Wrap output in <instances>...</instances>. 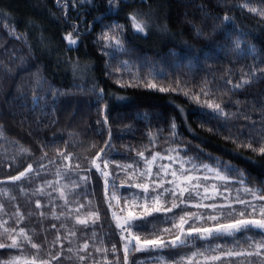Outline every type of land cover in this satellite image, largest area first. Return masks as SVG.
Listing matches in <instances>:
<instances>
[{"label": "trees", "instance_id": "trees-1", "mask_svg": "<svg viewBox=\"0 0 264 264\" xmlns=\"http://www.w3.org/2000/svg\"><path fill=\"white\" fill-rule=\"evenodd\" d=\"M120 2L123 10L105 15L102 24L116 22L127 26L128 20L125 18L127 12L139 9L146 14L150 13L147 18L150 20L151 28L147 35H133L131 29H127L125 39L131 49V55L117 54L111 64L106 65L107 57L101 56L99 47L93 43L96 33L101 30V23L95 24L91 35L82 37L84 42L79 44L78 48L68 51L65 48L66 42L62 41L61 37L64 33L71 31V28L64 21L65 10L57 6L56 0H0V43L5 47L20 49L21 51L17 52V55L25 56L27 61L23 65L9 64V55L0 50V62L13 68L10 75L0 71V112H3V115L0 116V125H3L4 132V135L0 137V180L8 175H16L18 171H22L27 166V163H33L35 168V159L41 155L40 144L47 145L44 150L53 160H55L56 154L52 149L56 147L65 148L73 154H79L81 159L79 161L70 159L69 164L74 165L79 162L83 167V157L91 158L95 155L103 141L108 138L110 129L112 148L108 150L106 157L110 161L130 164L135 169L143 166L136 155L137 152L144 151L146 156L150 151L167 154L168 147L179 145L187 148L186 152L180 153L183 157L199 156L204 163L210 165H213L214 161L208 158V154L219 157L243 170L248 182L247 186L264 187V157L243 147L237 148L236 144L225 140L224 137L228 135V132L223 128L217 130V123L204 114L208 110L202 109L194 100L186 97L182 91L160 92L157 89L143 86L148 81H154L163 87L174 88L177 87L176 81L179 79L180 86L186 89L190 95H196L202 89L210 93L207 97L200 95L201 101L213 98L227 101L233 95L242 101L258 100L261 93H264V80L254 82L250 88L235 94L227 91L224 79L230 76L233 83L238 81L240 79L238 69L241 67L246 69L247 65L253 63V57L247 56L244 59H238L235 53L230 52L231 44L226 40L225 32L230 31L233 38L239 35V32L234 29L247 32L249 35L245 39L248 43L254 45L258 52L264 50V19L249 13L247 9L236 7L245 2L250 6L262 7L264 5L261 4V0H145L143 3L141 0H131L128 4H124L123 0ZM95 3L99 7H90L87 4L81 7L79 2L77 3V8L87 23H92L95 17L105 12L103 0H95ZM200 5H204L203 10ZM77 8H73L69 2L67 15L71 20L80 23L77 19ZM225 12L234 18L235 24H222L213 32V25L220 24L217 17H222ZM28 21H34L37 26H28ZM193 24L200 27L204 35L197 36L192 27ZM165 25L167 30L162 31ZM8 27L18 33L28 34V40L34 46L35 58L29 56L28 48L22 41L10 39ZM41 32L47 38L46 42L52 49L50 54L42 51L38 46V37ZM184 41L193 46L199 54V60L194 58L191 49L185 47ZM222 44L227 47H219ZM200 50L209 52L211 55L205 59ZM173 51L178 55H172ZM57 57H59V61ZM69 57L73 61L79 58L80 67L75 74L72 65L63 62ZM144 57L150 61L149 64L144 65L142 59ZM120 60H130L131 63L128 68H121ZM85 64L88 65L86 69ZM37 65L41 74L54 88L67 93L59 97L56 105L55 116L58 117L59 122L55 126L43 127L39 131L36 130L35 121L40 119L47 123V119L40 115L39 110L36 113L32 112L30 101L21 108L20 102L12 99L14 95H18L15 90L17 84L25 85L32 82L31 77L36 72ZM114 68H119L123 74H110L111 69ZM161 71L167 75L156 74ZM133 76L139 78L133 79ZM137 84L140 86H135ZM93 86L104 90L100 104H97L99 99L97 93L91 91ZM221 93L224 95L221 96ZM103 105L108 106V120L106 124L97 125L96 121L103 120L105 114L101 111ZM244 106L241 105L242 108ZM13 111L17 115H11ZM23 118H26L29 123L21 124L20 121ZM252 118L256 119L257 113L254 112ZM173 121L177 125L179 134L175 143L168 139L169 124ZM241 126H244L243 121H233V131L236 130V127ZM149 133L155 137L151 143ZM52 137H55V143H52ZM64 141H68L69 144L65 145ZM19 146L29 148L34 156L21 159ZM201 150L203 151L201 152ZM249 157L251 159H248ZM45 163L47 162L45 161ZM108 170L114 171L111 163ZM54 173L55 165L48 168L47 172L41 173L40 177L33 179L31 183L25 182L18 185L8 182L0 184V192L4 193L3 196H0V202L5 203L6 212L11 214L16 210L8 202V196L11 195L16 197L11 203L17 205L19 211L24 215V219L19 225L13 223L9 215L0 217L7 221L3 227L16 230L19 227H24L28 234L34 237L33 242L37 244H40L45 236L47 241L53 240L56 233L51 230L50 224L55 222L59 228L60 222L52 220L49 214L51 209L48 207L41 209L49 214L41 219L35 206L36 198L41 199L43 206L47 204L49 197L33 196L31 193L35 186L42 185L44 181H57L58 178ZM84 174L86 173H81V175ZM196 175H200V173H196ZM73 181H77L75 174L62 173L59 177L60 186L67 184L71 187ZM118 181L119 186L116 189V194H122L129 189L127 175L123 172L120 173ZM90 184L87 200L92 201L94 207L85 208L84 211H95L98 207L100 219L95 229L76 228L74 230L77 232V236H80L82 232L85 233L89 238L90 246L93 243L91 232L94 230L97 233L96 245L109 249L108 260L113 259L111 254V244L113 243L116 244L122 260L123 251L119 232L112 220L111 210L107 209L103 199V178L95 170L91 173ZM20 187H23L28 194L21 193ZM240 187L238 184H229L233 196L236 195L235 190ZM47 191L51 192V199L56 203L55 210L59 214L63 211L60 207L62 201L54 190L49 188ZM65 192L68 200L80 199L78 194L73 196L68 193L67 189ZM260 194L264 195V193ZM241 198L249 197L242 195ZM161 202H166L164 197H161ZM207 202L205 201V203ZM217 202L223 201L217 197ZM80 203L85 204V200L80 199ZM71 206L75 208L76 204L73 203ZM115 207L117 206L113 201V208ZM185 210L195 211L196 209L190 206ZM62 222L69 229L73 228L71 218ZM164 228L159 225L139 230L145 233L147 239H154L156 235L164 239L173 238L176 234L173 226L169 232L161 233L159 230ZM258 231L252 230L248 233L237 234L235 240L246 247L247 242L244 236H253L259 239ZM60 234L64 235L63 232ZM101 239L104 241L103 244L100 243ZM81 243L83 240L78 239L74 241L73 246ZM191 244L195 245V248L190 246L175 250L168 249L163 253L131 251L129 264H158L156 257L159 256L174 260L176 255H183L197 248L203 249L216 244L233 247L234 242L231 238H218L212 240L209 245L206 241L196 239L191 241ZM64 246L68 247L67 242ZM89 251H92L91 247ZM46 253L47 247L45 246L39 253V259H49ZM33 254L35 253L30 245H26L23 252L19 250L6 252L4 249H0V259H7L9 255H23L30 259ZM93 257L103 264V257L100 254L93 252ZM235 264H244V261H236Z\"/></svg>", "mask_w": 264, "mask_h": 264}, {"label": "snow or ice", "instance_id": "snow-or-ice-1", "mask_svg": "<svg viewBox=\"0 0 264 264\" xmlns=\"http://www.w3.org/2000/svg\"><path fill=\"white\" fill-rule=\"evenodd\" d=\"M69 2H71L73 8H77L78 2L81 7L85 4L90 7H99L95 3V0H56L57 6L65 10L64 21L71 28V31L64 33L61 37V40L66 42L65 48L68 51L78 48L79 44L84 42L82 37L91 35L95 29V24L101 23V30L96 33L93 43L99 47L101 56L107 57L105 61L106 65H110L117 54L131 55V49L128 47V42L125 39L127 29H131L133 35H147L148 30L151 28L150 20L147 18L150 16V13L146 14L139 9H132L127 12L125 17L128 20L127 26L116 22L102 24L105 15L123 10L120 0H103L105 12L95 17L92 23L85 22V18L77 8V19L80 21V23H77L67 15ZM123 2L124 4H128L131 0H123ZM141 2L143 3L145 0H141ZM261 4L264 5V0H261ZM236 7L247 9L249 13L264 19V6H250L245 2ZM200 8L203 10L204 5H200ZM217 19L220 20V24L213 25V32L220 28L222 24H235L234 18L229 16L227 12L222 17L218 16ZM27 25L30 27L37 26L34 21H28ZM192 27L197 36L204 35L202 29L196 24H193ZM7 30L10 39L22 41L28 48L29 56L35 58L34 46L28 40V34L23 32L18 33L11 27H8ZM166 30L167 26L165 25L162 31ZM234 30L239 32V35L235 38L232 37L230 31L225 32V38L231 44L229 51L235 53L238 59L252 56L253 63L247 65L246 69L244 67L238 69L240 79L235 83H233L230 76L224 79L227 91L233 94L250 88L254 82L264 80V66H259L264 65V50L258 52L254 45L248 43L245 37L249 33L239 29ZM46 40L47 38L41 32L38 37V46L42 51L50 54L52 49ZM184 44L186 48L193 51L194 58L199 60V54L193 46L188 45L187 41H184ZM219 47L224 48L227 45L222 44ZM0 50L9 55V64L19 63L23 65L27 62L25 56L17 55V52L21 51L20 49L5 47L4 44L0 43ZM200 51L203 52L205 59L211 55L209 52ZM172 55L178 54L173 51ZM57 59L59 61V57ZM142 59L144 65L150 63L147 57ZM63 62L72 65L74 74L80 67L79 58L73 61L69 57ZM130 63V60L119 61L121 68H128ZM84 67L86 69L88 65L85 64ZM36 69V72L32 74V82L30 84L16 85L15 90L18 95H14L12 99L18 100L21 108L25 107L30 101L32 112L36 113L39 110L40 115L47 119V123H44L40 119L35 121L37 125L36 130L39 131L43 127L55 126L59 122L58 117L55 116L56 105L59 97L67 93L64 90L54 88L47 78L41 74L38 65ZM0 71L10 75L13 72V68L0 62ZM228 71L230 72L231 70L229 69ZM110 74L122 75L123 73L120 72L119 68H114L111 69ZM156 74L167 75L163 71ZM138 78V76H133V79ZM176 84L177 87L166 88L154 81H148L143 86L157 89L160 92L182 91L186 97L194 100L202 109L208 110L204 114L217 123V130L223 128L228 132V135L224 137L225 140L236 144L237 148L243 147L264 157V93H261L259 99L255 101H242L234 95L229 97L227 101L217 98L201 101L200 95L207 97L210 93L202 89L200 93L190 95L186 89L180 86L179 79H177ZM135 86H140V84ZM91 91L97 93L99 97L97 104H100V101L103 99L104 90L93 86ZM223 95L224 93H221V96ZM242 104L245 105L243 108L241 107ZM233 108L235 109L234 111ZM101 111L105 114L103 115V120L96 121L97 125L106 124L108 120V106L103 105ZM254 112L257 113L256 119L252 118ZM2 115L3 112H0V116ZM11 115L15 116L17 113L13 111ZM233 121H243L244 126L236 127V130L233 131ZM20 123H29V121L23 118ZM209 131H212V129H209ZM169 132L168 139L173 140L175 143L179 134L174 121L169 124ZM3 135V125H0V137ZM149 136L151 143L155 137H152L150 133ZM242 137L244 139H241ZM51 140L52 143H55V137H52ZM110 141L111 130L109 129L108 138L103 141V144L95 152V155L91 158L83 157V167H81L79 162L74 165L69 164L70 159L79 161L81 159L79 154H73L65 148L56 147L52 149L56 154V158L53 160L48 157L47 152L44 150L47 145L40 144L41 155L35 159V168L33 167V163H27V166L22 171H18L16 175H8L3 180H0V184L8 182L18 185H22L25 182L31 183L33 179H38L41 173L47 172L48 168L55 165L54 174L58 178L57 181H44L42 185L35 186L31 194L33 196L49 197L47 204L43 206L41 205L40 198L35 199V206L41 219L50 214L52 220L60 222L59 228L55 222L50 224L51 230L56 233L51 242L47 241V237L45 236L44 240L40 244H37L33 242L34 237L30 236L24 227H19L18 230L8 229L3 227L7 221L0 218V249H4L6 252L13 250L23 252L24 247L30 245L35 253L30 259L23 255H9L7 259H0V264H101L100 261L94 259L93 252L103 257V264H129V254L131 251L163 253L168 249L175 250L189 248L190 246L195 248V245H192L191 241L196 239L206 241L210 245L212 240L218 238H231L234 242L233 247L216 244L204 247L203 249L197 248L183 255H176L174 260H169L165 256H159L156 259L158 260V264H235L236 261H244V264H253V262L255 264H264V195L260 194L264 193V187L247 186L248 182L243 170L237 165L221 160L219 157L208 154V158L214 161L215 166L204 163L199 156L183 157L180 153L186 152L187 148L179 145L168 147L166 149L167 156L161 155L160 152L156 151H150L148 156L145 155L144 151H139L136 154L139 161L143 163V170L139 173V176L141 179L149 181L134 185L136 189L141 190V195L143 196V203L135 205L141 211L139 214L132 211V205H129L126 215L118 214L114 210L111 211L115 228L119 232L123 251L122 260L114 243L111 244L113 259L111 261L108 260L109 249L96 245L95 238L97 237V233L94 230L91 232V239L93 240L91 246L89 238L85 233L82 232L80 236H77V232L74 229H95L100 219L98 207H96L95 211H84L85 208L91 209L94 207L92 201L87 200V196L89 195L88 189L91 187L90 178L92 171L95 170L103 178V199L108 210L113 209V201L119 207V198L116 196V189L119 186V174L123 172L126 175H131L135 171L130 164L117 163L106 158L108 150L112 148ZM64 144L68 145L69 142L64 141ZM19 154L21 159L32 158L34 156V153L24 146H19ZM248 159H251V157ZM157 161H167V163H157ZM110 163L114 169L112 172L108 170ZM154 165L156 168L155 172H153ZM173 165H177V167H173ZM186 165L187 167H185ZM82 172L86 174L81 175ZM62 173L75 174L77 181H73L71 187L67 184L60 186L59 177ZM193 173H202V175H193ZM229 184L241 186L235 190L236 195L233 196L231 194ZM49 188L54 190L62 201L60 207L63 211L59 214L55 210L56 203L51 199V192L47 191ZM65 189L73 196L78 194L80 199L85 200V204H81L80 199L74 201L68 200ZM19 191L25 195L28 194L23 187H20ZM3 195L4 193L0 192V196ZM242 195L249 198H241ZM161 197L165 198V203L161 202ZM217 197L221 198L223 202L218 203ZM15 199V196H8L9 204L16 209L11 214L6 212L5 203L0 202V217L9 215L13 223L19 225L24 219V215L19 211L17 205L11 203ZM205 201L208 202L205 203ZM125 202L127 203V200ZM73 203L76 204L75 208L71 206ZM169 204L170 206H168ZM190 206L196 210L185 211ZM43 207L50 208V213L46 214L42 211ZM173 209H176L180 215L177 216L176 213H173ZM123 211L124 209H121V212ZM153 214L158 216L163 215L165 217L164 222L173 225L176 232L173 238L164 239L156 235L154 239H141L140 235L133 232V228L140 229ZM169 214H171L170 217ZM69 218L72 221V229H69L62 222ZM186 225L187 227H185ZM252 230H259L258 235L260 238L256 239L253 236L245 235L246 247L235 240L237 234L248 233ZM159 231L167 233L169 229L164 228ZM61 232L64 235H61ZM78 239H82L83 243L73 246L74 241ZM65 242L68 244L66 248L64 246ZM100 243H104L103 239L100 240ZM45 246L47 247L46 254L49 259H39V253ZM90 247L92 249L91 252L89 251Z\"/></svg>", "mask_w": 264, "mask_h": 264}, {"label": "rangeland", "instance_id": "rangeland-1", "mask_svg": "<svg viewBox=\"0 0 264 264\" xmlns=\"http://www.w3.org/2000/svg\"><path fill=\"white\" fill-rule=\"evenodd\" d=\"M161 155L167 156L168 153L167 154H161ZM157 163H167V161H157ZM173 167H177V165H173ZM185 167H187V165ZM134 170L135 171H133L131 175H127V181L129 183L128 184L129 189L126 190L125 192H123L122 194H119V193L116 194L117 197L118 196L121 197V198L118 197L119 198V207H115L111 211L114 210V211H117L118 214L126 215L129 205H132L131 210L136 212L137 214H139V212L141 211V209H139L135 205L143 203V196L141 195V190L136 189L134 187V185L137 183H145V182H149V181L143 180L139 176V173L143 170V166L142 167H136ZM155 171H156V168L154 165L153 166V172H155ZM193 175H196V173H193ZM200 175H202V173H200ZM133 177H135V178H133ZM201 182L203 183V181H201ZM218 187H219V185H218ZM126 200H127V203L125 202ZM115 206H116V202H115ZM121 209H124V211L121 212ZM185 211H190V210H185ZM173 213H176L177 216L180 215V213H178L176 209H174ZM161 216L165 220V217L163 215H161ZM170 216H171V214H169V217Z\"/></svg>", "mask_w": 264, "mask_h": 264}, {"label": "crops", "instance_id": "crops-1", "mask_svg": "<svg viewBox=\"0 0 264 264\" xmlns=\"http://www.w3.org/2000/svg\"><path fill=\"white\" fill-rule=\"evenodd\" d=\"M174 211V209H173ZM165 220L162 218L161 215H156L153 214L152 217H149L148 220L143 224V226L140 228H148V227H153V226H164L167 229H171V226H173L171 223H166L164 222ZM133 232L136 233L137 235H140L141 239H145L146 235L145 233H142L139 229L133 228ZM167 235V234H166Z\"/></svg>", "mask_w": 264, "mask_h": 264}]
</instances>
